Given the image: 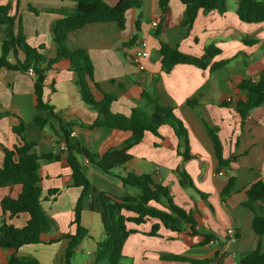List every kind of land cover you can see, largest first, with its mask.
<instances>
[{"label":"crops","instance_id":"crops-1","mask_svg":"<svg viewBox=\"0 0 264 264\" xmlns=\"http://www.w3.org/2000/svg\"><path fill=\"white\" fill-rule=\"evenodd\" d=\"M103 1L114 6L121 0ZM139 1L141 8H132L126 13L125 29L121 30L114 22L90 24L69 33L66 45L70 50L83 48L88 51L94 64L96 81L105 91L118 96L111 106L112 113L129 116L136 106L148 109V104L141 100V94L142 91L150 92L152 81L158 74L157 99L160 104L173 107L176 117L187 129L189 151L193 158L186 161L178 155L179 140L174 129L162 126L159 134L169 140L172 148L162 145L159 137L146 133L143 140L129 150L131 159L124 168L115 170L113 175L104 173L83 157H80V162L94 189L116 198L126 193L118 174L133 172L151 175L155 183L169 188L178 206L195 214L198 232L215 237L205 246H197L200 241L198 237L171 233L164 227L159 230L160 237L147 236L155 220L140 226L129 224L128 227L138 230V233L130 235L125 242L119 264H187L163 261L161 256L167 254L183 255L193 260L218 255L223 264H241L243 253L254 251L259 244L264 247V236L260 238L252 228L253 213L243 206L250 185L264 181V106L253 110L242 122L233 107H223L221 104L246 99L247 93L237 89V82L242 79L255 81L264 70V23L242 22L236 15V0H228V10L224 15L216 11L208 14L200 12L191 28L182 27L179 22L184 6L181 0H170L166 29L156 37L155 30L161 17L158 0ZM9 2L11 0H0V5ZM15 6L13 3L12 14H16ZM30 6L41 13L36 15L30 12ZM19 8L18 16L23 20L28 43L33 47L44 45L43 52L53 57L56 50L51 26L59 16L45 10H72L74 4L68 0H21ZM140 16L138 31L136 24ZM135 35L138 36L135 44L125 46ZM159 39L194 57H202L205 47L210 45L221 52L211 60L208 69L177 65L170 73H164L160 58L152 60L153 51H158ZM3 40L4 32L0 30V47ZM140 40L147 41L151 52V58L144 60V70H140L130 59L134 46ZM19 59L23 60L21 53ZM10 61L15 62V58L11 56ZM224 61L229 63L214 72L210 71L213 64ZM34 83L35 76L31 72L0 69V112L10 113L0 119V167L4 159L3 148L22 145L21 138L12 131L20 119L25 123L28 139L36 144L38 156L62 151L63 142L57 143L62 140V133L56 121L51 120V124L58 130V135L49 125L39 128L34 124L36 116L48 117L36 107ZM44 96L56 108L58 117L64 123L78 120L92 124L98 119V113L81 99L75 75L65 61H60L54 70L47 73ZM193 98L198 99L195 108L187 104ZM204 122L218 128L224 158L236 157L231 171L221 172L218 169L213 143ZM70 138L102 156L112 149H122L125 142L130 140L131 132L107 127L86 129L75 124L71 128ZM183 170L190 175L195 188L208 195L207 200L193 189L182 187L179 173ZM231 175L236 177L234 193L222 200L220 193ZM40 176L42 207L56 224L51 236L74 233V207L81 189L71 185V169L66 155L62 153L60 160H40ZM49 190L58 192L49 193ZM21 191L20 185L0 188V224L2 220L16 228L27 224L28 214L9 218L8 214L3 215L1 208L4 197L17 198ZM129 193L133 191L129 190ZM89 205L88 198L84 202L82 224L89 235L76 249V253L81 252L88 257L83 264L93 263L97 242L105 238L101 216L91 211ZM256 208L259 212L264 211L260 203L256 204ZM229 229L236 231L235 241H229ZM67 247L68 240L63 239L52 244L25 245L17 251L0 248V264H7L12 255L32 256L41 264H65Z\"/></svg>","mask_w":264,"mask_h":264},{"label":"trees","instance_id":"trees-1","mask_svg":"<svg viewBox=\"0 0 264 264\" xmlns=\"http://www.w3.org/2000/svg\"><path fill=\"white\" fill-rule=\"evenodd\" d=\"M74 4L72 10L68 9H47L48 13H54L59 18L52 24L51 33L55 46V55L49 57L43 51L44 45L39 47L31 46L27 41L24 32L23 20L18 16L21 0H11L6 5H0V30L4 32V40L0 47V69L19 73L31 72L35 76L34 95L36 107L47 114L48 117L36 116L34 124L39 128L51 126L54 134L58 135V130L51 124V120L59 124L62 133V140L65 142L66 150L56 154H46L42 157L35 152L36 144L29 140L26 135L25 123L22 119L12 131L21 138L22 145L13 148H3L4 159L0 167V188L20 185L21 194L17 198L9 196L1 200L3 215L9 218L26 213L29 215L27 224L22 228H16L2 220L0 224V248L19 250L21 247L30 244H52L63 239L68 240V247L64 254L65 264H72L76 254V249L89 234L88 229L82 224V213L84 202L90 199L89 209L100 214L104 228L105 238L97 242L95 259L92 264H99L106 261L107 264H119L123 258L122 250L130 235L138 233V230L130 229L129 224L140 226L151 220H155L150 232L146 235L160 237L159 230L164 227L171 233L198 237L200 239L197 246H205L214 240L213 234H203L197 230V219L190 210L178 206L167 186L155 183L149 174H135L124 172L118 174L126 193L121 198L111 197L105 192H98L92 186L91 181L84 173L80 157L88 160L108 175H113L114 171L124 168L131 159L129 150L139 144L146 133L161 139L162 145L172 148L168 139L159 134L162 126H170L174 129L179 140L177 147L178 155L188 161L193 158L189 151L188 132L182 122L176 117L174 108L164 106L159 100H153L148 91H142L141 100L148 104V109L136 106L132 108L129 116L112 113L111 106L117 101L118 96L105 91L96 81L94 75V64L86 49L70 50L66 45L67 36L72 31L81 29L94 23L114 22L123 30L125 29V15L132 8H141L139 0H121L116 5L110 6L103 0H68ZM228 0H181L184 6V13L179 25L191 28L200 12L208 14L216 11L224 15ZM170 0H158L161 17L155 30V36L159 37L166 29V15L169 12ZM236 15L245 23H264V0H236ZM13 3L16 4V14H12ZM29 11L39 15L41 11L30 6ZM138 18L136 27L140 31V20ZM135 35L126 44L131 47L137 40ZM161 71L170 73L177 65H193L200 69H208L211 60L220 54V49L210 45L205 47V54L202 57H194L183 53L177 46H173L162 40H158ZM23 55V60L19 59V54ZM15 58V62L10 61V57ZM65 61L69 64V69L75 75V84L79 89L81 99L93 111L98 113V119L92 124H84L80 121L64 123L57 115L56 108L45 100L44 88L47 73L54 70L55 66ZM229 62L215 63L210 67L214 72ZM236 87L240 91L247 93L246 99L239 101H226L221 104L223 107L234 108L244 122L250 113L264 106V70L261 71L255 81L242 79L237 82ZM187 104L195 108L198 99L193 98ZM9 112H0V119L9 116ZM210 136L214 154L218 162V169L231 171V165L236 162V157L224 158L223 145L218 136V128L212 127L208 122H204ZM80 125L86 129L107 127L121 131L131 132V138L125 142L122 149H112L104 155L99 156L70 138L73 125ZM62 141V142H61ZM64 153L71 169V185L81 189L74 207V219L72 226L74 233L60 234L52 237L56 230L55 222L48 216L42 207V181L40 176V160H60V155ZM180 183L183 188L193 189L202 199L207 200L208 195L197 190L192 178L186 171L179 173ZM236 177L231 175L220 195L222 200L227 199L234 193ZM132 190L133 193H129ZM58 190H49V193H57ZM264 206V181L259 180L246 190V200L243 206L253 213L252 228L254 232L262 238L264 236V211L259 212L256 204ZM242 259L245 264H264V247L259 244L251 252L243 253ZM161 259L167 262H181L187 264H223L221 258L215 255L204 260H193L183 255H162ZM7 264H41L32 256L19 257L12 255Z\"/></svg>","mask_w":264,"mask_h":264},{"label":"built area","instance_id":"built-area-1","mask_svg":"<svg viewBox=\"0 0 264 264\" xmlns=\"http://www.w3.org/2000/svg\"><path fill=\"white\" fill-rule=\"evenodd\" d=\"M151 58V52L148 47V43L146 40H140L136 43L134 46V49L131 53L130 59L131 61L140 69L144 70V60ZM62 151L66 150V144L65 142L62 143ZM221 174V173H219ZM227 236L229 238V241H235L237 239V233L233 229H229L227 231Z\"/></svg>","mask_w":264,"mask_h":264},{"label":"water","instance_id":"water-1","mask_svg":"<svg viewBox=\"0 0 264 264\" xmlns=\"http://www.w3.org/2000/svg\"><path fill=\"white\" fill-rule=\"evenodd\" d=\"M160 58V55L158 53V51L154 50L153 53H152V60L156 61ZM158 80H159V75H155L153 81H152V84H151V88H150V97L153 99V100H156L157 99V83H158ZM241 264H245V260L242 259L241 261Z\"/></svg>","mask_w":264,"mask_h":264},{"label":"rangeland","instance_id":"rangeland-1","mask_svg":"<svg viewBox=\"0 0 264 264\" xmlns=\"http://www.w3.org/2000/svg\"><path fill=\"white\" fill-rule=\"evenodd\" d=\"M88 257L84 256L81 252L76 253L75 259H74V264H83L85 260H87ZM92 264V263H90ZM99 264H107L106 261H102Z\"/></svg>","mask_w":264,"mask_h":264}]
</instances>
